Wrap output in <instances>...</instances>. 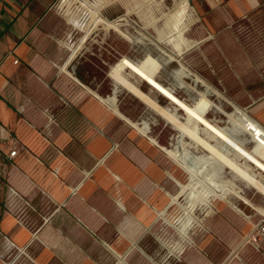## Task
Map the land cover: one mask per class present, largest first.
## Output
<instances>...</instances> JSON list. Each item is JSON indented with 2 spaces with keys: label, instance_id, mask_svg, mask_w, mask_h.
Segmentation results:
<instances>
[{
  "label": "rangeland",
  "instance_id": "1",
  "mask_svg": "<svg viewBox=\"0 0 264 264\" xmlns=\"http://www.w3.org/2000/svg\"><path fill=\"white\" fill-rule=\"evenodd\" d=\"M120 1L54 0L52 37L75 47L67 71L101 95L114 89L141 140L159 144L144 151L170 185L154 182L142 204L144 220L170 225L156 230L163 262L182 263L173 253L190 245L206 264H264L253 228L264 217V11L234 20L215 0ZM184 8L183 31L170 30Z\"/></svg>",
  "mask_w": 264,
  "mask_h": 264
},
{
  "label": "crops",
  "instance_id": "2",
  "mask_svg": "<svg viewBox=\"0 0 264 264\" xmlns=\"http://www.w3.org/2000/svg\"><path fill=\"white\" fill-rule=\"evenodd\" d=\"M53 1L0 0V264L6 254L8 264H168L156 230L170 225L144 220L142 204L158 193L154 182L170 185L169 171L161 176L144 151L159 144L141 140L114 89L101 95L80 69L67 71L75 47L52 37ZM215 1L226 19L264 11V0ZM171 13L170 30L191 18L185 8ZM174 253L179 264H206L190 245Z\"/></svg>",
  "mask_w": 264,
  "mask_h": 264
},
{
  "label": "built area",
  "instance_id": "3",
  "mask_svg": "<svg viewBox=\"0 0 264 264\" xmlns=\"http://www.w3.org/2000/svg\"><path fill=\"white\" fill-rule=\"evenodd\" d=\"M15 154V150H9L7 155L8 157H12L13 155ZM255 232L257 235H259L260 237L261 236H264V217H262L258 223H256L254 226H253Z\"/></svg>",
  "mask_w": 264,
  "mask_h": 264
},
{
  "label": "bare ground",
  "instance_id": "4",
  "mask_svg": "<svg viewBox=\"0 0 264 264\" xmlns=\"http://www.w3.org/2000/svg\"><path fill=\"white\" fill-rule=\"evenodd\" d=\"M95 6V5H94ZM104 100V99H103Z\"/></svg>",
  "mask_w": 264,
  "mask_h": 264
}]
</instances>
